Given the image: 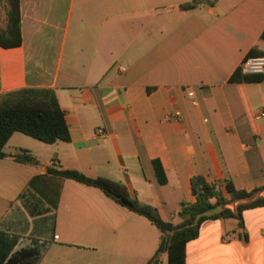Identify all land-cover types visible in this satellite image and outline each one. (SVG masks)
Masks as SVG:
<instances>
[{"label":"crops","instance_id":"obj_1","mask_svg":"<svg viewBox=\"0 0 264 264\" xmlns=\"http://www.w3.org/2000/svg\"><path fill=\"white\" fill-rule=\"evenodd\" d=\"M188 1L19 0L21 43L0 45V95L52 88L69 140L13 132L5 143L39 161L0 158V247L13 243L9 255L38 246L35 264H144L157 247L145 217L49 166L120 182L166 221L195 200L193 175L246 191L264 184V73L229 81L251 48L264 51V0L180 6ZM242 217V228L234 218L202 222L185 264H264V206Z\"/></svg>","mask_w":264,"mask_h":264},{"label":"trees","instance_id":"obj_2","mask_svg":"<svg viewBox=\"0 0 264 264\" xmlns=\"http://www.w3.org/2000/svg\"><path fill=\"white\" fill-rule=\"evenodd\" d=\"M215 0H190L181 4L182 8H192L196 4H212ZM264 39V32L261 34ZM21 43L19 0H0V45L18 46ZM264 55V51L251 48L246 56ZM262 74H245L240 67L229 77L231 82H258ZM13 132H21L44 143L69 140V132L55 92L50 87H21L0 95V158H10L16 162L38 165L39 161L26 149L5 152L3 147ZM156 180L159 184L167 181L159 159L151 160ZM48 174L67 178L99 189L107 197L129 211L145 217L159 232V241L154 253L144 264H159L161 256L167 254V264H185V246L197 237L202 222L217 218H234L237 226L243 227L242 213L245 209L264 206V184L250 191L237 189L229 179L212 183L202 175L190 178L192 202L181 201L172 213L173 221L164 220L159 210L128 194L120 182L105 177L87 176L75 169L49 166ZM232 206V207H231ZM13 244V243H12ZM12 244L0 247V264H35L40 247L9 252Z\"/></svg>","mask_w":264,"mask_h":264},{"label":"built area","instance_id":"obj_3","mask_svg":"<svg viewBox=\"0 0 264 264\" xmlns=\"http://www.w3.org/2000/svg\"><path fill=\"white\" fill-rule=\"evenodd\" d=\"M240 69L242 73L245 74H263L264 73V55L257 56H245L240 64ZM188 96L191 97V104L195 105L196 100L193 98V92L188 91ZM260 115H263L261 112ZM179 112L175 111L170 114L171 118H177Z\"/></svg>","mask_w":264,"mask_h":264},{"label":"rangeland","instance_id":"obj_4","mask_svg":"<svg viewBox=\"0 0 264 264\" xmlns=\"http://www.w3.org/2000/svg\"><path fill=\"white\" fill-rule=\"evenodd\" d=\"M141 219H145V218H143L142 216H139ZM144 221H146V220H144ZM148 223V222H147ZM154 227V226H153ZM154 229V231H156V233H158V231H157V229L154 227L153 228Z\"/></svg>","mask_w":264,"mask_h":264}]
</instances>
